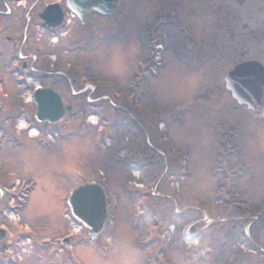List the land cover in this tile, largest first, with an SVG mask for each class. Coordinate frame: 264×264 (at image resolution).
<instances>
[{
    "label": "rangeland",
    "instance_id": "1",
    "mask_svg": "<svg viewBox=\"0 0 264 264\" xmlns=\"http://www.w3.org/2000/svg\"><path fill=\"white\" fill-rule=\"evenodd\" d=\"M73 26L74 38L55 43V69L70 68L56 90L74 112L60 133L81 135L55 134V200L37 198L42 217L30 211L27 223L42 224L43 239L75 234L77 264H264V126L240 119L224 87L236 64H264V0H121L113 17ZM238 119L255 131L229 140ZM138 154L152 166L130 172ZM103 178L112 221L91 242L66 196ZM57 256L41 264L68 253Z\"/></svg>",
    "mask_w": 264,
    "mask_h": 264
},
{
    "label": "flooded vegetation",
    "instance_id": "2",
    "mask_svg": "<svg viewBox=\"0 0 264 264\" xmlns=\"http://www.w3.org/2000/svg\"><path fill=\"white\" fill-rule=\"evenodd\" d=\"M58 19L62 24L55 28ZM76 23L80 32L86 28L68 11L66 0H0V264H18L22 254L28 258L40 251L52 258L55 233L41 238L42 224L37 231L26 218L32 216L30 211L34 220L39 214L37 198L55 200V92L60 85L55 78V43L74 38ZM87 37L83 32L79 40ZM232 101L240 119L249 116L263 130L264 93L255 110ZM238 120L229 140L254 130ZM229 154L234 158L232 149ZM259 157L264 169V150ZM148 158H139L143 167L152 165ZM50 212L44 217L55 219Z\"/></svg>",
    "mask_w": 264,
    "mask_h": 264
},
{
    "label": "water",
    "instance_id": "3",
    "mask_svg": "<svg viewBox=\"0 0 264 264\" xmlns=\"http://www.w3.org/2000/svg\"><path fill=\"white\" fill-rule=\"evenodd\" d=\"M67 5L83 23L87 14L94 10L102 15H111L119 7V0H67ZM226 88L232 97L249 109L260 105L264 91V70L256 62L244 63L233 69L226 79ZM70 107L63 108L61 99L55 94V123L60 121ZM68 205L77 223L87 230L88 236L95 240L103 231L108 218L105 191L94 183H86L74 190Z\"/></svg>",
    "mask_w": 264,
    "mask_h": 264
}]
</instances>
